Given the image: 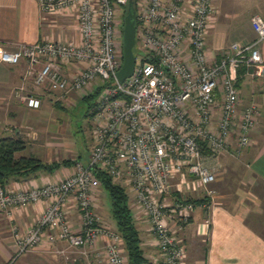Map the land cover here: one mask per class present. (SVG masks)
I'll return each instance as SVG.
<instances>
[{
    "label": "built area",
    "instance_id": "built-area-1",
    "mask_svg": "<svg viewBox=\"0 0 264 264\" xmlns=\"http://www.w3.org/2000/svg\"><path fill=\"white\" fill-rule=\"evenodd\" d=\"M129 2L39 0L46 14L73 11L77 37L0 48L1 62L26 63L23 83L14 94L28 108L39 109L42 97L26 90L27 80L62 95L97 94L87 162L76 161L73 172L59 180L17 190L0 184L1 210L48 203L24 232L14 229L19 252L66 240L72 248L87 249L86 256L91 252L107 264H128L122 235L95 211L101 188L96 170L104 168L134 194V204L147 215L162 264H185L180 235L195 204L172 195L175 179L178 191L184 184L202 189L211 203L217 172L207 161L225 151L236 157L252 142L261 110L255 102L242 107L238 69L243 65L247 74L264 78V19L252 17V41L233 42L215 54L207 47L213 0H137L135 68L121 82L123 32L117 7ZM71 207L79 216L78 229L70 220Z\"/></svg>",
    "mask_w": 264,
    "mask_h": 264
},
{
    "label": "crops",
    "instance_id": "crops-1",
    "mask_svg": "<svg viewBox=\"0 0 264 264\" xmlns=\"http://www.w3.org/2000/svg\"><path fill=\"white\" fill-rule=\"evenodd\" d=\"M213 1L215 12L207 34V47L211 53L221 54L233 42L245 43L256 37L251 21L255 15L264 19V0ZM64 20L73 21L74 24H66ZM75 28V13L69 9L46 14L42 12L39 0H0V48L13 50L19 45L44 38L72 40ZM260 50L264 58V40L260 43ZM25 68L24 60L19 64L0 61V137L20 136L26 139L31 125L36 128L35 134H45L38 128L41 124L45 125L42 122L43 115L48 113L50 107L54 109L62 106L57 102L59 99L56 100L58 94L46 86L36 87L31 80L25 82L26 90L40 94L42 106L39 109L28 108L16 97L14 90L23 83ZM239 92L242 107L252 102L260 106L258 123L251 131V144L241 151L239 158L229 154L231 158L228 159L223 152L207 161L219 173V177L213 182V201L210 203L208 197V207L200 204L195 206L180 235L186 249L185 264H264V193L242 186L246 178L255 179L264 186V144L257 147L256 140L259 124L264 129V78L245 71ZM26 150L29 151L28 145L17 156L29 155ZM50 152L47 158L54 154ZM72 169L73 165L61 166L53 171H39L29 177L14 176L3 186L8 190H17L47 180H59L70 175ZM186 188L205 196L202 189L194 191L187 185ZM103 197L102 188L97 192L95 211L106 225L117 230L115 220L113 224H108L103 216ZM47 204L43 200L35 205L13 207L10 212L0 209V264H87L89 260L92 264H107L106 259H100L91 252L86 256L83 251L87 249L70 247L66 240H58L53 244L45 242L19 252L14 229L24 232ZM131 208L149 264H162L163 257L147 215L134 202ZM69 215L73 227L78 229L80 220L76 209L71 207ZM102 244L103 241H100L99 245ZM123 246L127 255L124 243Z\"/></svg>",
    "mask_w": 264,
    "mask_h": 264
},
{
    "label": "rangeland",
    "instance_id": "rangeland-1",
    "mask_svg": "<svg viewBox=\"0 0 264 264\" xmlns=\"http://www.w3.org/2000/svg\"><path fill=\"white\" fill-rule=\"evenodd\" d=\"M122 9L117 7V19L120 22L121 30H122ZM64 22L72 23L73 21L64 20ZM78 32L75 28V33L73 34L74 37H77ZM123 40V34L121 37V41ZM136 52V51H135ZM58 94L56 97L62 104L61 108H49L48 113L43 115L42 122L45 125H40L38 128L45 131V134L41 132L37 135L35 134V129L32 125L29 127L30 130L27 131L28 136L26 137L27 145L29 147V151L26 150V153H35L38 155L39 158H43L45 162L48 161H61L63 159L70 158L75 161H83L87 162L89 158L90 148L93 143V135H94V120L93 115L91 113L94 105L95 99H91L89 101L83 100L80 94H67L62 95L61 93ZM56 107V106H55ZM50 110L52 114H50ZM40 112V111H38ZM37 112V113H38ZM34 113V112H33ZM34 113V114H37ZM32 114V115H34ZM40 130H38L39 132ZM37 132V131H36ZM31 135V136H30ZM256 140H257V147H262L264 144V129L259 124L257 131H256ZM51 152V156L47 158V153ZM54 151V152H53ZM49 153V154H50ZM224 153L227 154L226 158H231L229 154L230 152L225 151ZM82 156V157H81ZM235 157L234 155H231ZM237 158L240 155L236 156ZM42 159V160H43ZM75 164H73L74 167ZM73 172V169H72ZM227 173V172H226ZM216 179L219 177V173H216ZM186 178H192L191 175L187 174ZM179 179H175L174 185L172 187V195L176 196L177 193H181L180 196L184 198L192 197V198H200L203 195L200 192H193L189 191L184 184L182 186L183 191H178ZM245 189L252 188V191H257L260 193H264V186L260 184V182L256 181L255 179L250 180V178H246V180L242 183ZM211 188H215V184L211 185ZM102 189V187L100 188ZM104 190V197H103V216L106 218V222L109 224L114 223V218L111 214V206H110V197L108 192ZM215 190V189H214ZM128 191V190H127ZM203 193L204 190H202ZM129 194V201L130 204L134 202V194L128 191ZM205 195V194H204Z\"/></svg>",
    "mask_w": 264,
    "mask_h": 264
},
{
    "label": "trees",
    "instance_id": "trees-1",
    "mask_svg": "<svg viewBox=\"0 0 264 264\" xmlns=\"http://www.w3.org/2000/svg\"><path fill=\"white\" fill-rule=\"evenodd\" d=\"M133 7L136 10L137 0H131ZM122 9V32L124 26V16L128 9L127 5L120 6ZM123 49V44H122ZM134 51H136L134 49ZM136 53V52H135ZM243 73H245V66L241 65L238 69L239 86L243 80ZM97 94H90L82 97L83 100L89 101L95 99ZM92 113V111H91ZM27 148V141L20 136H6L0 137V184L4 185L10 178L29 177L42 170H56L61 166H71L76 163L75 160L70 158L61 161H54L46 163L35 154L20 155L17 153ZM204 153L208 154L209 150L204 149ZM82 157V156H81ZM96 175L101 181V187L105 189L110 197V206L112 216L116 222L117 231L122 235L125 245L128 264H149V259L146 257L142 247V239L140 230L137 227L136 221L133 216L131 204L129 201V194L127 188L119 182L114 181L104 168H98ZM180 197V194H176ZM187 201L193 202L196 205L208 201V197L201 198L188 197Z\"/></svg>",
    "mask_w": 264,
    "mask_h": 264
},
{
    "label": "water",
    "instance_id": "water-1",
    "mask_svg": "<svg viewBox=\"0 0 264 264\" xmlns=\"http://www.w3.org/2000/svg\"><path fill=\"white\" fill-rule=\"evenodd\" d=\"M136 10L133 2L130 0L128 9L124 16L123 26V63L118 71V78L123 82L127 77L131 76L136 62L135 44H136Z\"/></svg>",
    "mask_w": 264,
    "mask_h": 264
}]
</instances>
